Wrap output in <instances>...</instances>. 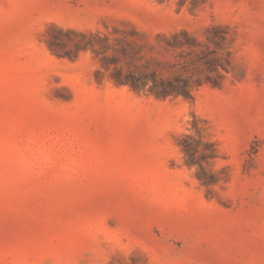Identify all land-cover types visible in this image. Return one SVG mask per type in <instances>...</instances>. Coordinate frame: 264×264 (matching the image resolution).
Masks as SVG:
<instances>
[{
    "label": "rangeland",
    "instance_id": "374dc122",
    "mask_svg": "<svg viewBox=\"0 0 264 264\" xmlns=\"http://www.w3.org/2000/svg\"><path fill=\"white\" fill-rule=\"evenodd\" d=\"M0 264H264V0H0Z\"/></svg>",
    "mask_w": 264,
    "mask_h": 264
},
{
    "label": "trees",
    "instance_id": "16d2710c",
    "mask_svg": "<svg viewBox=\"0 0 264 264\" xmlns=\"http://www.w3.org/2000/svg\"><path fill=\"white\" fill-rule=\"evenodd\" d=\"M178 33L182 34H188L186 30H182L181 32H176L175 35H178ZM221 38V37H219ZM183 46V45H181ZM134 88H136V85H132ZM153 91L158 96H168V95H182L186 98H191L190 91L186 89V83L182 81L181 85H172L171 82H163L159 81L158 83L153 84ZM204 184H211V180L204 181Z\"/></svg>",
    "mask_w": 264,
    "mask_h": 264
}]
</instances>
